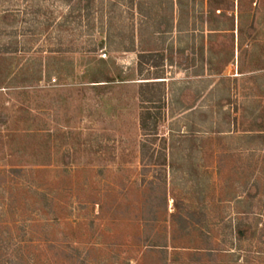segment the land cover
Here are the masks:
<instances>
[{
	"label": "rangeland",
	"instance_id": "obj_1",
	"mask_svg": "<svg viewBox=\"0 0 264 264\" xmlns=\"http://www.w3.org/2000/svg\"><path fill=\"white\" fill-rule=\"evenodd\" d=\"M88 1L96 33L76 21L56 30L69 8L46 0L41 22L54 28L19 29L33 49L13 65L41 60L42 81L0 86L6 264H264V0ZM159 20L173 23L167 33L155 34ZM103 25L117 46L114 36L134 35V52L98 49ZM157 52L164 61L136 72ZM101 60L111 83L86 76ZM162 72L166 108L150 145L139 83Z\"/></svg>",
	"mask_w": 264,
	"mask_h": 264
},
{
	"label": "trees",
	"instance_id": "obj_2",
	"mask_svg": "<svg viewBox=\"0 0 264 264\" xmlns=\"http://www.w3.org/2000/svg\"><path fill=\"white\" fill-rule=\"evenodd\" d=\"M11 1V0H10ZM7 2V0H0V7H1V13H0V37L3 39V43L0 45V59L3 57L4 62L2 59L0 60V86L6 85L7 88H18V87H25V86H36L38 85L43 78L44 75V67L41 60H35L32 67H25L22 68L19 71H16V68L13 67L14 64H16L17 59L19 58L18 55L21 52L29 53L33 48L31 47V44L28 43V41L23 48V44L19 41L21 37L29 36L24 34L20 35L18 33L19 29L24 28L27 29V32L33 36L36 37L46 34L45 31H50V29H53L54 26H51L48 24L47 26L41 22L40 14L43 11V6L46 0H18L19 5L24 3L26 6L25 8L20 11L16 8V6L4 8L2 5H4ZM62 7H68L69 12L68 16L62 20V22H59L56 26L57 28H64V29H70L71 32V26L72 22H77V28L81 31L83 29H87L88 31L90 29L93 30V33H96L94 30V27L90 25V19L94 16V9L91 8L90 2H86V4H83V0H79L78 3L74 4L72 0H61ZM132 2V10H133V3ZM73 3V4H72ZM2 7L5 9L3 10ZM18 10V11H17ZM139 11L141 12V15L143 16L144 13L142 11V5L139 8ZM78 15L75 20L70 19L71 15ZM111 13H109V18ZM148 17V16H146ZM94 18V17H93ZM161 20H165V16H161L159 18ZM160 21V20H159ZM161 22V21H160ZM156 25V31L155 34H165L168 32V29L173 25V23L170 22V25H166V28H163L162 24L164 21ZM109 25H112L111 22H108ZM148 24V22H146ZM108 27V26H107ZM45 29V30H44ZM166 29V30H165ZM102 32H105L104 25L102 27ZM42 32V33H41ZM112 29L106 28L105 32V38L98 44V49H105L106 51L111 50L118 51V52H134L135 49V36H131V40L129 42H126V40L123 39L121 35L114 36L119 42L118 45L115 43V39H112ZM120 43V44H119ZM124 46H120V45ZM129 45V46H127ZM127 46L126 48H124ZM173 49H171V52ZM156 55L161 56L162 61L165 60V56L163 53L157 52L155 54H142L139 57L138 61V70L136 72H139V74L143 73L144 71V64H148L150 61L147 60L148 58L154 59ZM146 59V60H145ZM102 63V65H101ZM92 65V63H91ZM97 66V65H95ZM99 68L95 69L94 66L91 68H88L86 76L90 77L91 83H111L110 81V74L108 73L107 69V63H105L103 60L99 62ZM158 67V66H155ZM50 77L52 74H49ZM123 75V74H122ZM119 75L117 79L118 81L124 83L128 81H136L135 74L131 75ZM137 75V74H136ZM149 77V76H148ZM143 78L140 80H143V82L139 83L140 87V96H141V105L142 107V117H141V131L143 136L150 139L151 144H155L156 140L159 137V129H160V120L162 117V111L166 108V82L164 81L166 78L164 76V72L162 74H156V77L154 78ZM151 79H156L158 81L152 82ZM113 82V81H112ZM1 89V88H0ZM160 95H159V93ZM163 141V149L166 153V140ZM145 150L149 149V146L146 144L143 146ZM164 153V156H162V159L164 160V163H166V154ZM163 155V154H162ZM161 159V158H160ZM182 224L186 225L189 224V222L186 220H181ZM190 225H188L189 227ZM187 227V228H188ZM185 228V229H187ZM237 235L238 239H243L247 236L249 233V230L247 228H241L240 226L237 228ZM187 231V230H186ZM12 245H10V242L5 240V238L2 239V235H0V264H6V258L9 256V252L11 251ZM20 256V255H19ZM198 256V255H195ZM22 259V255L20 256Z\"/></svg>",
	"mask_w": 264,
	"mask_h": 264
}]
</instances>
